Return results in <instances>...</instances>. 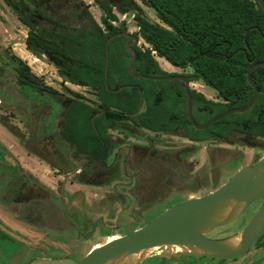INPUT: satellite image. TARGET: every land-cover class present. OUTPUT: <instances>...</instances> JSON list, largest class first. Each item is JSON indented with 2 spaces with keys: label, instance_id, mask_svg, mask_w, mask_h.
Returning <instances> with one entry per match:
<instances>
[{
  "label": "flooded vegetation",
  "instance_id": "flooded-vegetation-1",
  "mask_svg": "<svg viewBox=\"0 0 264 264\" xmlns=\"http://www.w3.org/2000/svg\"><path fill=\"white\" fill-rule=\"evenodd\" d=\"M108 1L115 6V9L132 11L130 8H134L130 0H116L114 4L112 3L113 0ZM5 3L14 12L19 14V22L28 28L27 38L29 37L30 31L42 34L44 46L34 43V48L37 50V54H39L41 60L46 58L48 65L56 68L59 76L57 81H59L58 84L60 85V89H62H57L49 83L46 84V81L42 80L32 70L31 73L39 78L38 81L23 84L20 81L19 74L23 66L16 58L18 56L9 54L5 48H0V126L12 134L28 154L36 157L46 165L47 168L44 170V176L52 183L50 185L44 183L32 169L25 168L19 158L7 150L6 146L0 141V264H37L36 262L41 263L44 260L34 257L33 254L36 250H41L42 246H46V242L48 243L49 249L55 250V252L61 251V246L58 244H68L66 240L60 237L63 233L66 236L75 233L77 237L79 235V237L86 238L85 235L92 231L95 224L96 230L98 228H105L107 231H111L110 228L112 227L106 224L103 218L97 216L95 219H91L90 212L81 207L83 202L78 199V186H98L103 188L114 184L113 192L120 199L121 194L118 191V185L126 191L132 190L131 194H133V189L139 192V187L135 184L136 182L137 185L141 184L142 178L157 179L151 171L153 164H157L161 170L160 175L162 177L159 179L160 183L173 184L174 177L177 176L179 170L193 167L190 159L194 156L195 151L194 147L190 145L180 147L176 145L169 146L167 143H164L165 140H163V137H182L189 142H197L191 141L187 137L188 132L182 128L152 132L158 135L156 141H144L142 144L128 142L126 144L127 154L124 155L121 161L120 154L118 156L113 154L115 146L110 131L117 128L118 125L126 126L128 124L135 128L143 129L136 123L131 122L130 124L129 121H125L115 123L114 127L107 131V135L111 141V153L105 165L92 161L87 155L79 152L77 143L71 139L69 116L74 106H78V101L97 107L99 102L97 92L94 90L96 101L89 103L84 99L82 94L73 90L71 86L80 87L78 83L70 81V77L75 72L76 65L72 64V61L65 54L51 50L50 46L54 42L62 43L56 36L57 34L65 35L69 32L79 38L84 28L83 26L78 27L59 22L55 16L47 12V10L53 11L54 14L59 16L64 13V7H67L68 10L73 11L74 9L75 12H78V2H74L73 0H5ZM59 3H62L64 7ZM80 9H85L88 15L87 21L89 22V27H85V29L92 28L93 20L89 17L88 13L91 7L81 3ZM133 11L136 12V10ZM75 15L77 16L78 14L76 13ZM60 25L66 27L63 29L64 32L60 31L62 29ZM117 26L122 27V31L117 34L123 33L124 28H126V33L135 36L130 38L123 36L116 37L126 42L125 55L127 57L132 56L133 60V54L129 51L128 46L131 44L130 48L135 49V51L139 49V37L136 33H132L122 22ZM27 50L30 51L28 47ZM134 72L135 74H141L135 70ZM172 74L191 76L189 72H184L183 74L174 72ZM154 76L167 77L164 75ZM160 82H174V89L176 87L179 89L180 85L177 86L176 82H180L184 90V83L182 81ZM205 86L214 90L207 85ZM81 87L91 89L86 86ZM190 90H192V87H190ZM214 91L217 93L216 90ZM225 95L227 96V92ZM185 97L187 99L186 94ZM226 98H218V100L226 104L228 103ZM98 114L93 119L102 116L104 113L101 115ZM74 116L78 121V112ZM197 117L199 118L198 115ZM143 130L149 131L147 129ZM239 135L244 136L245 139H264V135L252 137L237 131L231 133L226 138L210 140L227 141L230 137H237ZM127 136L130 137L132 135L129 134ZM133 137L140 141L146 140V137L142 138L139 135H133ZM133 148L138 149V152L136 153L135 150L132 151ZM206 153L210 161L211 151L209 147L206 148ZM130 154H133L132 158H130ZM120 162H122V165H120ZM129 167L136 170L137 173L128 174L127 170H129ZM204 167L207 166L205 165ZM140 172L142 174H139ZM186 173L189 175L188 171ZM125 178L129 181L121 182V179ZM68 184L70 186H76L73 192L68 190ZM115 186H117V191L114 188ZM146 190L142 188L140 195L147 193ZM155 191L158 192L159 190L156 189ZM127 193L129 195L130 192L123 193V196L127 195ZM155 194L159 195V193ZM129 198H124L122 202L128 201ZM103 201H108V194L103 196ZM263 205L264 200L252 205L235 222L237 223L243 217H246L245 224L241 225L232 234L225 236V234L218 235L214 233L222 230L225 232L227 228H236L234 226L235 223L229 226L219 227L213 230L207 237L217 240L237 234L248 226ZM3 218L9 220L13 226L6 223ZM14 227L26 228L30 232L39 235L40 238L36 236L29 237L27 234L14 229ZM84 227L87 228V231L80 233ZM35 238H39L40 241L35 240ZM51 240H53V243L58 242V244H52ZM34 243L39 246L35 247ZM162 250L163 248L156 250V252L147 256L140 264H209L210 261H221L213 258L190 255L166 258L159 255ZM252 252H255L256 255L248 264H253L264 259V236L246 255ZM191 258H195L197 261L193 262ZM47 259L49 260V258ZM204 259L208 261L200 263ZM52 261L62 260L59 257H54Z\"/></svg>",
  "mask_w": 264,
  "mask_h": 264
},
{
  "label": "trees",
  "instance_id": "trees-1",
  "mask_svg": "<svg viewBox=\"0 0 264 264\" xmlns=\"http://www.w3.org/2000/svg\"><path fill=\"white\" fill-rule=\"evenodd\" d=\"M94 1L104 13L101 24L93 19L92 28L82 29L79 38L69 32L57 34L62 43L54 42L50 46L51 50L65 54L76 65L70 81L97 92V107L78 101V106H74L69 116L71 139L77 143L79 152L105 165L111 153L107 131L115 123L125 121L136 123L151 132L182 128L188 132L187 137L197 143L226 138L237 131L252 137L264 135V68H257L252 74L261 90L253 108L245 114L224 118L204 131H196L186 115L187 99L180 82H176L177 86L180 85L179 89H174V82L136 80L131 76L129 65L132 56L125 55L126 42L121 38H115L109 46L106 82V42L122 31V27L114 24L118 17L110 1ZM142 2L155 11L163 25L142 16V10H136L139 28L136 34L152 47V50H142L140 47L136 50V72L149 76L174 75L161 69L152 54L154 51L157 57L164 58L174 67L191 69L192 81H203L217 91L218 98L227 97L228 103L224 104L209 100L194 89L190 90L194 117L198 123H205L228 109L248 104L253 89L248 83L247 72L253 63L264 61V38L256 29L259 28L264 34V12L256 0ZM122 24L126 25L125 22ZM60 28L66 27L60 25ZM34 43L44 46V39L41 33L30 31L26 45L37 56L39 54ZM16 58L23 66L19 72L20 81L23 84L38 81L29 65ZM127 85L132 87L118 93L113 91ZM141 92L144 94L143 111L136 116L142 102ZM103 111L102 116L93 119ZM76 112L78 121L74 116Z\"/></svg>",
  "mask_w": 264,
  "mask_h": 264
},
{
  "label": "rangeland",
  "instance_id": "rangeland-1",
  "mask_svg": "<svg viewBox=\"0 0 264 264\" xmlns=\"http://www.w3.org/2000/svg\"><path fill=\"white\" fill-rule=\"evenodd\" d=\"M73 1L78 2V12H75L74 9L73 11L68 10V8L64 7L62 4L64 2L61 4L59 3L64 7L63 14L58 16L54 14L53 11L47 10V12L55 16L59 22L87 28L89 27V22L87 21L88 15L86 14L87 12H85V9H80L81 3H84L91 7L88 11L89 17L92 20L95 19L97 22L99 21L101 24V17L104 13L94 0ZM41 2L43 3V1ZM131 4L135 7L132 8V11L122 12L117 8L114 10L118 17L117 22H115L116 25H119L121 22H125L126 27L132 33H137L139 31L136 19L138 15L137 12L133 10H142L140 12L142 16L147 17L152 22L162 24L156 17L155 11L148 8L142 0H131ZM0 9L3 14L0 15V48H5L8 50L9 54L17 55L29 65L31 70L37 76L46 81V84L49 83L57 89H60V85L58 84L59 81H57L59 76L56 68L54 66H49L46 58L41 61L35 59L34 56H32V54H30L27 50L25 41L28 34V28L19 22V14L14 12V10L5 3V0H0ZM76 13L78 14V18H76ZM57 30H59V28H57ZM60 31L64 32L63 29H60ZM36 57L41 59L39 55ZM157 61L159 62L161 69L169 73L179 72L183 74L184 72H192L191 69L184 71L176 69L164 59L157 58ZM71 87L76 92L82 94L84 99L89 103H94V101H96L94 90L83 88L81 86ZM191 87L192 89L202 93L207 99L219 101L217 93L214 90L207 88L203 81L199 80L193 82ZM129 123L131 124V122ZM110 133L113 136L115 146L113 154L116 156L120 154L121 161L123 160L124 155L127 154L128 150L126 149V144L128 142L142 144L144 141H156L158 138L157 134L135 128L129 124L126 126L118 125V127L111 130ZM129 134L132 136H127ZM133 135H139L142 136V138L146 137V140H137L133 137ZM163 140H165L164 143H167L169 146H193L195 154L190 159L193 167L179 170L177 172V176L174 177V181L172 180L173 184H161L159 180L162 177L160 175L161 170L157 164H153L151 171L157 179L142 178L141 184L137 185V182L135 184L139 187V192H136V190L133 189V194H131L132 190L126 191L123 187L118 185V191L121 194L120 199H118L113 192L114 184L103 188L98 186H78V199L83 202L82 206L80 203L78 204L83 209H87V211L90 212L91 219H95L97 216L103 218L104 222L112 227L110 228L111 231H107L105 228H98V230H96L93 236L91 238L89 237V239L79 237V235L77 237L75 233L70 234V236H66V234L63 233L60 237L66 240L68 244H58V242L53 243V240H51L52 244H58L61 246V251L55 252V250L49 249L48 243L46 242V246H42L41 250H36L33 254L34 257L39 259L42 258L41 260H44L41 263H36L77 264L87 254H89L91 250L101 244H104L107 240L114 239L119 236H125L143 227L145 224L162 215L167 209L185 201L186 199L192 197H203L211 192H214L216 189L227 183L243 166L252 165L264 157V139L262 138L245 139L244 136L239 135L237 137H230L227 141L209 140L207 142L192 143L182 137L167 136L163 137ZM207 147H209L211 151L210 161L207 158ZM134 150L136 153L138 152V149L133 148L132 151ZM130 156V158H132L133 154H130ZM120 165H122V162H120ZM205 165L207 167H204ZM127 171L128 174L137 173L136 170L130 167ZM186 171H188L189 175ZM139 174H142V172ZM46 181L48 182V178H46ZM128 181L129 180L126 178L121 179V182ZM49 183H51V181ZM72 187V190L68 189L70 192H73L76 188V186ZM142 188L147 189V193L140 195ZM156 189L159 191H155ZM126 192H130L129 195L128 193L125 195L130 198L128 201L122 202L124 198H127L123 196V193L125 194ZM155 193H159V195H156ZM106 194H108V201H103V196ZM245 222L246 217H243L234 224L236 228H227L225 232L222 230L217 231L214 234H225V236L230 235L237 231V229H239L241 225L245 224ZM86 231L87 228L84 227L80 233H84ZM37 236L38 235H36V237ZM35 240L40 241L37 238H35ZM36 246L39 245L36 244ZM152 252L156 251H154V249L149 251L147 256H149ZM255 255L256 253L252 252L234 261H210L209 264H248L252 258L255 257ZM54 257H59L62 261H52V258L54 259ZM191 261L196 262L197 260L195 258H191ZM207 261V259H204V261L200 263Z\"/></svg>",
  "mask_w": 264,
  "mask_h": 264
},
{
  "label": "water",
  "instance_id": "water-1",
  "mask_svg": "<svg viewBox=\"0 0 264 264\" xmlns=\"http://www.w3.org/2000/svg\"><path fill=\"white\" fill-rule=\"evenodd\" d=\"M256 1L264 12V0ZM112 3H116V0H113ZM256 29L264 38L262 31L257 27ZM119 36L135 37L126 33V28H124L123 33L113 35L107 40L106 82L109 69V46ZM130 46L131 44H129L128 49L133 54V60L129 65V72L135 79L182 81L184 83L187 96V117L196 131L207 130L230 115L249 112L261 94L252 74L257 68H264V61L253 63L247 72L248 83L253 89V96L247 105L227 110L205 123H198L193 116L190 93L191 84L194 82L192 77L183 75L159 77L135 74L134 64L137 53ZM130 87L132 86L127 85L113 91L118 93ZM141 95L142 102L135 113L136 116L143 111V92ZM114 188L117 191V186ZM261 200H264V157L253 165L243 166L227 183L214 192L203 197L186 199L167 209L162 215L143 227L125 236L107 240L104 244L91 250L77 264H140L147 257L148 252L155 248H163L159 255L166 258L190 255L221 261L240 259L264 236V205L255 214L248 226L237 234L217 240L210 239L207 235L219 227L232 225L252 205ZM95 231L96 224L85 237H90ZM176 247L179 248L178 251H174ZM263 262L264 259L253 264H262Z\"/></svg>",
  "mask_w": 264,
  "mask_h": 264
},
{
  "label": "crops",
  "instance_id": "crops-1",
  "mask_svg": "<svg viewBox=\"0 0 264 264\" xmlns=\"http://www.w3.org/2000/svg\"><path fill=\"white\" fill-rule=\"evenodd\" d=\"M0 15H3L1 9H0ZM98 23H100V22L98 21ZM30 54H32V53L30 52ZM32 56H34L35 59L41 61V59H39L38 57H36V55L32 54ZM158 58L159 59H164V58H160V57H158ZM175 68L180 70V68H177V67H175ZM0 141H1V143L3 145L6 146L7 150H9L13 155H15L17 158H19V160L22 162V165L25 168L32 169L33 172L37 176H39L44 183H48L49 185L52 184V183H49V180L47 182L46 181V178L47 177L44 176V170L47 168L46 165L43 162H41L39 159H37L36 157L28 154V152L19 145L18 140L16 138H14L13 135L10 134L8 131H6L2 126H0ZM67 188L70 189V190H72L73 187L70 186V184H68L67 185ZM3 220L6 223H8V224H10V225L13 226V224L9 220H7L5 218H3ZM14 229L19 230V231H21L24 234H27L29 237L30 236L33 237V236H36L37 235L35 233L30 232L26 228H15L14 227ZM37 237H39V235ZM34 246L35 247H38V246H36L35 243H34Z\"/></svg>",
  "mask_w": 264,
  "mask_h": 264
},
{
  "label": "built area",
  "instance_id": "built-area-1",
  "mask_svg": "<svg viewBox=\"0 0 264 264\" xmlns=\"http://www.w3.org/2000/svg\"><path fill=\"white\" fill-rule=\"evenodd\" d=\"M115 24V22H114ZM116 25V24H115ZM139 47L142 49V50H146V49H150L152 50V47L151 45H149L142 37H139ZM143 45V46H142ZM152 54L155 56V58L157 59V55H156V52L152 51Z\"/></svg>",
  "mask_w": 264,
  "mask_h": 264
},
{
  "label": "bare ground",
  "instance_id": "bare-ground-1",
  "mask_svg": "<svg viewBox=\"0 0 264 264\" xmlns=\"http://www.w3.org/2000/svg\"><path fill=\"white\" fill-rule=\"evenodd\" d=\"M158 249H160V248H155L154 251H156V250H158ZM178 250H179L178 247L174 248V251H178ZM152 253H153V252H152ZM152 253H151V254H152ZM151 254H150V255H151ZM150 255H149V256H150Z\"/></svg>",
  "mask_w": 264,
  "mask_h": 264
}]
</instances>
